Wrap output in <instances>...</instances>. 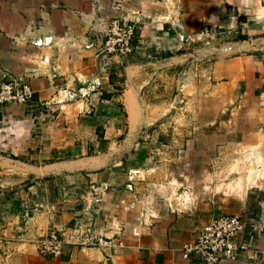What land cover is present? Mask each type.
<instances>
[{
    "label": "crops",
    "instance_id": "obj_1",
    "mask_svg": "<svg viewBox=\"0 0 264 264\" xmlns=\"http://www.w3.org/2000/svg\"><path fill=\"white\" fill-rule=\"evenodd\" d=\"M112 15L137 47L103 66ZM3 72L34 96L0 105V264H200L180 249L216 214L250 247L221 264H264V0H0ZM90 185L102 241L40 253Z\"/></svg>",
    "mask_w": 264,
    "mask_h": 264
},
{
    "label": "built area",
    "instance_id": "obj_2",
    "mask_svg": "<svg viewBox=\"0 0 264 264\" xmlns=\"http://www.w3.org/2000/svg\"><path fill=\"white\" fill-rule=\"evenodd\" d=\"M139 24L137 21L110 16L102 22L99 34L94 35L96 55L102 61L103 66L108 64L110 57H128L134 53L137 47ZM59 92V91H58ZM87 91L62 90L59 95L69 99H75L87 95ZM33 90L25 82L17 79H9L4 73L0 80V105L7 102L29 104L33 100ZM59 103L60 100H55ZM98 188L90 185L85 194L84 211L82 215L89 217L90 222L81 224L73 222L69 225L72 232L60 231L51 228L48 232L36 239L40 253L49 257H59L62 254L63 244L71 242L79 246H95L102 239V230L97 227L94 214L91 212L93 203L100 200ZM90 215V216H89ZM244 225L241 217L235 214H216L204 223L199 229L193 241L182 245L180 252L185 260L197 259L200 264H221L223 261L234 260L241 253H250V247L245 241L240 240ZM252 254H264V247Z\"/></svg>",
    "mask_w": 264,
    "mask_h": 264
},
{
    "label": "rangeland",
    "instance_id": "obj_3",
    "mask_svg": "<svg viewBox=\"0 0 264 264\" xmlns=\"http://www.w3.org/2000/svg\"><path fill=\"white\" fill-rule=\"evenodd\" d=\"M112 16H113V17H118V18L124 19V20H126V21H135V20L127 19V18H125V17L122 16V15H119V16H117V15H112ZM137 23H138V21H137ZM138 24H139V23H138ZM196 41H199L198 38H196ZM120 58H121V57H120ZM4 73L7 74V76H8L9 79H15V78H13V77H10V76L8 75L7 72H3L2 75L0 76V80L2 79Z\"/></svg>",
    "mask_w": 264,
    "mask_h": 264
}]
</instances>
